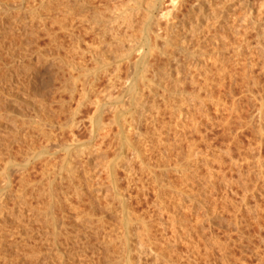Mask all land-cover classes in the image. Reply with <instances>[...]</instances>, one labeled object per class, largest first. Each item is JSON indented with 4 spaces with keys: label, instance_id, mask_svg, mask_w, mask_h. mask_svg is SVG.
<instances>
[{
    "label": "rangeland",
    "instance_id": "obj_1",
    "mask_svg": "<svg viewBox=\"0 0 264 264\" xmlns=\"http://www.w3.org/2000/svg\"><path fill=\"white\" fill-rule=\"evenodd\" d=\"M21 1L0 0V6L9 5L14 8ZM36 1L24 0L22 6L25 9L22 8L24 10L20 11L22 16L16 24H13L12 14L4 21L0 19V171L3 169V157L8 150L6 148L11 142L10 147L14 154L19 153L18 150L23 154L31 142L35 141L36 147L47 143L41 134L32 128L26 129L28 127L22 123L29 117H35V112L38 111L43 112L40 117L46 114L55 118L56 128L53 129L58 138H61L60 142L64 140L72 142L78 138L89 146L82 155H72L73 164L77 165L78 174H81L80 181L84 180L81 183L76 181L83 188L82 190L79 187L83 194L80 191L79 193L83 197L79 194L81 198L77 197L65 169L58 179L61 181L59 190L62 192L63 189L65 193L63 199L67 195L65 200H62L63 208L56 210V213L60 212L58 215H61L59 223L67 225L63 236L62 234L57 236L58 241L62 242L58 243V246H62L64 249L60 246L59 248L64 254L66 253L70 259L73 256L74 260L71 259L72 262L68 260L67 264H109L113 258H120L123 247L117 236L122 238L127 229L134 235L131 236L134 246L131 263L154 262L150 261L152 258L146 252L145 256L142 255L144 259L140 263H137L138 259L134 255L136 248L139 247L135 234L140 232L142 227L139 218L154 222L151 224L154 225L151 234L153 239H157L156 248L164 246L159 249L163 250L164 254L167 252L165 255L177 251L178 259L182 257L181 261H185L184 264L189 263L186 261L189 258L194 259L192 264H264V16L259 27L253 28L249 21L239 23L245 15L243 3L245 0L214 1L219 4L218 6L224 5L223 12L220 10L221 6L216 10L217 13H224L225 16L221 20L232 23L228 32L221 27L215 30L216 32H211L213 29L210 31L204 29L201 34L199 33L201 37L197 35L195 40L190 41L189 46L194 53L200 50L198 54L206 55L213 50L217 51L218 62L214 63L212 59H209V62L208 58L198 62L182 51L176 52L175 47L170 45L168 49L170 52L175 51L176 59H170L168 55H161L159 52L154 55V52L146 60V64H141L137 69H133L126 59L121 61L120 80L111 88L108 76L105 74L103 76L101 71L107 66L110 69L115 67L122 51L129 46V38L124 40L126 29L121 26V30L117 27V32L113 30L117 37L121 35L119 41L112 40L111 32L112 35L107 36V41L104 39L100 42L91 28V23L96 19L94 13L99 11L106 14L116 7L140 8V13L134 20L135 32L129 29V32L126 31L127 35L134 33L132 38L139 39L144 35L143 31L150 26L151 21L147 16L152 14L149 10L152 0H50L49 5L40 9L42 14L49 17L45 21H37L29 12L31 8H38L40 0ZM191 1L193 2L184 1L183 12L190 6ZM163 2L166 4L163 3L164 7L160 8L167 10L168 13L165 15L172 17V13H175L174 8L167 0ZM252 2L258 6L260 0ZM169 12H172L171 15ZM156 13L159 14L158 11L154 14ZM178 13L177 15L180 14L179 17H182V13ZM53 14H57L55 16L59 21L67 19L65 22L67 29L62 30L59 22L55 23L56 18ZM107 16L108 14L105 15ZM168 17L165 19L168 20ZM165 19L161 23L166 21ZM221 33L222 35L228 33L225 43L219 41L217 44L212 43L213 37L220 39ZM144 43L143 39L140 40L138 47H142ZM76 62L89 68L88 74H100L97 83H94L97 91L94 90V95L90 94L92 102L88 101L80 106L76 116V119L80 120L79 124L77 122L75 128L72 126V130L65 128L64 133L59 129V133L56 131L57 125L67 122L72 117L71 110L78 106L84 90L80 80L74 92L68 91L71 75L83 73L81 68L71 69L69 66L70 63L77 65ZM197 63L200 67H197ZM151 68L157 70L156 75L162 76L163 79L161 85L154 89L155 94L148 99V110L138 123L139 126L137 124V132L132 123L137 106L130 102V93L126 92L123 101L119 103L122 112L112 119L114 117L112 113L106 111L103 120L111 123L108 122L109 128L104 131L105 133L96 134L97 136L92 138L90 118L94 110L93 102L109 95H117L122 85L129 86L135 82L139 83V92L142 91L147 96L146 86L140 83V77L143 76L147 80L153 76ZM95 79L92 81L95 82ZM170 89H175L176 95L169 97ZM150 111L157 116L156 121L150 116ZM18 112L21 115L15 117ZM14 117L22 131L28 133L24 142L16 141L13 137L11 139L7 127H4L5 124H11ZM120 120L126 123L125 129L120 126ZM137 151L157 172L161 168L166 170V174L161 176L162 179L155 181L148 172L141 173L139 170L141 158L138 157L131 160L129 172L124 170L122 165L129 157L137 156ZM64 154L63 151H59L53 159L47 160L48 162L45 156V160L41 159L42 161L39 160L33 164L34 166H30L26 176L40 179L45 167L52 165L60 167L64 164ZM121 156L123 161H120ZM113 163L117 164L115 176L109 170ZM130 172L134 173L133 179L126 177ZM87 175H90V181L89 185L86 181L85 186ZM14 176L15 186L20 178L19 172L14 173ZM112 178L117 179V187L113 185ZM76 182L74 180V183ZM161 188H165L167 193L163 196L165 206L160 212L157 208L156 194ZM123 198L127 203L126 207L120 201ZM73 204L80 207V212L84 213L83 218L78 219L75 216L77 212L75 213L73 208L76 205L72 208ZM84 210L91 215H88L89 218L84 216L87 215ZM159 213L163 218L162 222L167 225L166 231L158 226ZM152 214L154 216L150 217ZM13 217L14 215L10 219L11 222L9 220L11 224L7 223L15 227L16 215L14 220ZM38 219L35 218L37 222L32 220L33 227H22L26 232L24 236L15 233L16 237L10 235L11 237L2 238L0 235V243L5 244H0V264L58 262L56 250L59 248L52 233L62 231L59 228L60 224L58 223L59 227L55 228L51 223L48 225L49 221L45 223L44 219H40L41 221ZM103 222L105 227L102 225ZM157 229L160 230L157 232ZM108 230L110 233H107ZM161 230L165 231L164 234ZM66 233L69 239H66ZM161 233L163 235L160 236ZM108 236L118 240L108 246L106 240ZM75 237H79V240L76 241ZM145 242V245H150L147 240ZM166 244L172 248H167ZM194 246H198L196 247L198 250ZM157 249L156 251L159 250Z\"/></svg>",
    "mask_w": 264,
    "mask_h": 264
},
{
    "label": "bare ground",
    "instance_id": "obj_2",
    "mask_svg": "<svg viewBox=\"0 0 264 264\" xmlns=\"http://www.w3.org/2000/svg\"><path fill=\"white\" fill-rule=\"evenodd\" d=\"M49 1L50 0H40V4L38 3L39 6L37 4V7L38 8H35V7L34 8H31L32 6L30 7L31 9L29 10V12L33 15V18L37 19V21H45L46 20V18L48 16L42 14L41 13L42 10L40 12V9H43L44 7H46V5L48 4ZM163 1H165V0H152V3L150 5V7H149V10H150V12H152V14L147 16V19L151 21L150 22V26L148 27L147 30L145 29L143 31V34L144 35L141 38H139V39L138 38H132V36H134L133 35L134 33L133 34L130 33L129 35H127L128 33L126 34V31L129 32L128 29L129 30H132V31L135 30L136 25L134 26V20H135V16L139 15L140 8L134 9L133 7H125V8H122V9H118L116 7L112 12H109L110 14L109 13H106V12H103V13L108 14L107 17H105L106 14H102L99 11H97L96 13H94L96 15V19H95V21H93L94 23H91V28H92V30H94V32H95V34H96V36H97V38L99 39L100 42H101V40L104 41V39H106V41H107V39H108L107 36L108 35L109 36L112 35L114 33L113 30L115 32H117L118 29L121 26L126 29V30L123 29L125 31V34L124 35L126 36V38H124V40L126 41L129 38V40H128V42H129L128 45L129 46L126 47L124 49V51H122L121 57L117 61V63L115 64V67L112 68V69H110L107 66V67H105L103 69V71H101V72H103V76H104V74L108 76L107 79H108V83H109V85H110L111 88H113L117 84V82L120 80V74H119L120 73V66L119 65H120V62L121 61H123V60L126 59L128 61V63L132 66L133 69H137L141 64H144L145 65L146 64V60L151 55H153L154 52H155L154 55L157 54L156 52H159V54L161 53V55L162 54L168 55V57L170 59H172V58L176 59L175 58V55H174V54H176L175 51H171L170 52L169 49H168V46H170V45H173L175 47L176 52L182 51L183 53H185V55H187V56H189L191 58L192 57L195 58L196 61H198V62L203 61L204 58L205 59L208 58V60L209 59H212V62H214V63H216V62L219 61V57H218L219 56V53L217 51H214L213 50V51L209 52V54H206V55H205L204 52H202L204 54H198V53H200L199 52L200 50L198 48L197 49V50H199L198 53H194L193 51H191V47H190L191 45L190 44L193 41V39L195 40V37L197 35L199 36V33L200 32L202 33L204 31V29L206 31H210V30L213 29L211 31V32H213L215 30L217 31L218 28L221 27L222 30H224L225 32H228L229 25H231L232 23L229 22L230 23L229 24L227 22H224L225 20L224 21L221 20V18H223V16H225L224 13H222L223 10H225L223 8L224 5L221 3L223 5V6L220 5L222 7V9H220V10H222V12H218L217 13L218 10H216V9H218L220 7V6H218L219 4L216 3L217 0H193V2L191 1L192 3L187 8V10L185 12H183L182 8H183V6L185 4V2H184L185 0H167L170 3V5L174 8V10H175V13L169 12L170 15L172 13V17H170L171 18L170 19L167 15H165L166 13H168V11L167 10H163L164 8H162V9L160 8V7L163 6V3H165ZM214 1H216V2L214 3ZM245 1L246 2H243L245 4V6H244V8H245V10H244L245 15H244L243 18H241V20H239V23L241 24V22L244 23V22L249 21L250 23L249 22L248 23L251 24L253 28H258L259 27V24H261V19L264 16V0H262V1L260 0V3H257L256 2L258 4V6H255L256 4L255 3L253 4L254 1L252 2V0H245ZM36 2H38V0ZM23 3H24V0H22L21 3L18 4L16 7H14V5H13L14 8H12V6H9V5L4 6V5L1 4L2 6H0V19L4 21L8 17H10V14H12L13 24H16L17 21H18V19H20V17L22 16V14H21L22 12H20V11L22 10V8H24V6H22ZM27 7H29V6L27 5ZM165 7H169V6H165ZM170 10H171V7L169 8V11ZM26 11H27V9H26ZM156 11L159 12V14L156 13L158 15L154 14ZM178 12L179 13L180 12L182 13V17H179L180 14ZM27 13H28V11H27ZM65 13L67 14V10L65 11ZM177 13L179 15H177ZM55 15H57V14H55ZM56 17L57 16H55L54 18H56ZM166 17H168V20L165 19ZM58 19H60V18H58ZM136 19H137V17H136ZM164 19L166 21H163L164 22V24H163V22L161 23V21L164 20ZM61 20H63V19H60V21H59L56 18L55 19V23H58L59 22V26H61L62 30H63V28L67 29V27H66L67 23H65L67 19L66 20H63V21H61ZM56 21H58V22H56ZM235 23L237 24V22H235ZM154 25H155L156 28L154 27ZM116 27L118 28L117 31H116ZM139 28H141V27H139ZM179 28H181L182 31ZM120 30H121V28H120ZM177 30H180V32L177 31ZM137 31H138V27H137ZM111 32H112V34H111ZM176 32H178L179 37H178V34H175ZM116 34L117 33H115V35ZM115 35L113 34V36L111 37V38H113L112 40L113 41H115V40L116 41H119L121 39V37H120L121 35L119 34L120 35L119 37H117V35L116 36ZM175 35H177V37ZM221 35H222V33H221ZM199 37H201V36H199ZM227 37H228V33H224L220 37V39H215L213 37L212 43L217 44L218 41L225 43V40L227 39ZM142 39L145 41V43H144V45H142V47L139 48L138 47V44H139L140 40L142 41ZM93 45H94V43H93ZM236 49L238 51V48H236ZM195 52H196V49H195ZM98 55L99 54H97V56ZM214 55H216V57ZM213 56L215 57V59L213 58ZM204 62L206 63V61H204ZM209 62H210V60H209ZM205 63H203V65ZM76 64H77V62H76ZM69 66L71 67V69H75L76 67L77 68H81V71H83V73L82 74L71 75V81H70V84H69L70 85V89H68V91L70 90L71 92H74V90H75V88L77 86V82L80 81V80L82 81V85H84V90H83V93L81 95V98L79 99L78 106L75 109L71 110V112L73 113L72 114V117L67 122H65L63 124H61V123L58 124L57 125L58 129L56 131H58L59 129H60V131H63V130L65 131V128L67 129V127L70 128V130H72L71 129L72 126H73V128H75L74 125L77 126L79 124L78 121H80V120H77L76 119L77 113L80 111L79 109L81 108L80 106L88 103V101H90L91 100L90 98L92 97L90 94L92 93L94 95L95 94L94 90L97 91L96 90L97 88H94V87H96V86H94L95 85L94 83H97L96 80L99 78L98 76L100 74H88L89 73V68H87L85 66H81L80 64L79 65L78 64L75 65V64L70 63ZM197 67H200L198 65V63H197ZM203 68H201V69H203ZM151 69H150V71H151ZM151 72H153L152 74H154V75L151 76V77H149V79H147V80L144 79L143 76L140 77V83H142V84H144L146 86V89H147V92H148L147 96H145L142 93V91L139 92V90H138L139 89V83L135 82V83H132L129 86H123L122 85L120 87V90H119V92H118L117 95H109L106 98H103V99H100L99 98L100 100L96 99L93 102V104H94L93 105L94 106V110L92 112V117L90 118V121H91V124H92V127H91V129H92L91 130V137L92 138L96 134H101L102 132L107 131L106 129L109 128L107 126H108V124L110 122L108 121L109 122L108 123V122H105L103 120V115L106 113V111L107 112L110 111L112 113V115L114 116L112 119H115V116L118 115L119 112H122V110L119 108V103L123 101V99H124V96L123 95H125L126 92H129L130 93V102H133L137 106V110L135 112V116L133 117V120H132V123H134V125H135V128L134 129L137 132V129H138L137 124L140 123V121H142V119L144 118L145 112L148 110V99H149V97H151V96H153L155 94V92H153L154 89L157 86L161 85V82H162V79H163L162 76H157L156 75L158 73L157 70L155 71V69H152ZM106 73H108V74H106ZM92 79H95V82L92 81ZM170 90H171L170 91L171 94L169 95V97L170 96L171 97L174 96V94L176 95V93H175L176 90L175 89H174L175 91L172 90V89H170ZM167 91L169 92V90H167ZM96 94H98V92ZM104 95L105 94H103V96ZM97 96H99V95H97ZM90 102H92V101H90ZM43 106H44V103H43ZM37 107H36V109H37ZM41 111H43V110H41ZM149 113H150V116L153 117V119L156 121L157 116L154 115L152 111H150ZM35 114H36L35 117H29L28 119H26V121H24L22 123L25 124V127L26 126L28 127L26 129L32 128L33 130H36L39 134H41L45 138V140H46L47 143L45 142L46 143V144L44 143L45 145H41V146H37L36 147L35 144H34L35 141L33 140L34 143L31 142V144H29L28 149L25 152H23V154H22V152L20 153L21 150L20 151L18 150V152L20 154L19 153L16 154V152L14 154L12 152L13 150L11 151L10 145H11L12 142L10 143L9 146L7 144L8 147L5 146V147H7L6 149H8V150L6 151V153H5L4 157H3V167H2L3 169H1V171H0V235H1L2 238L3 237L4 238H7L10 235L13 237V236H15V233L16 234L18 233L19 236L20 235L22 236L23 234H26V232L24 231V229L22 227H24V228L33 227L32 220H35V218L36 219L39 218L38 220H40V219L43 220L44 219L43 220L44 222L45 221H47V222L49 221L48 222V225H49V223H51V226L53 225V226H55V228H57L58 223H59L58 220L61 221V217H60L61 215H58V214H60V212L57 214L56 213V210L63 208L62 203H64V201H62V200H65V198L67 196L66 195L64 197V199H63V195H65V193L63 192V189H62V192L59 190V188H60L59 187V182H61V181H58V179H59V177H61V172L64 171V169L67 171L66 172V173H68L67 176H69L67 178H70L69 179L70 180V183H71V185L74 186V190L76 191L77 195L79 194V195L82 196V194H83V192H82L83 188H81L80 187V184H77L76 181L78 180L81 183L84 180L80 181V175L81 174L80 175L78 174L79 173L77 171L78 168H76L77 165L75 163L73 164L72 155L73 154H77V156L82 155L83 153L86 152V149L89 146L86 145V142L84 140H79L78 138H75L72 142H69L68 140H67V142L65 140H64V142H60L59 141V138L60 137L58 138V135L56 133H54V129L56 128L55 127L56 126L55 125V118L53 116H51V115H46V114H44V117H40V114H43V112H39V111L38 112H35ZM18 115H21V114L18 112L16 114V116L15 115H13V116L17 117ZM45 115H46V117H45ZM15 117L12 119V121H11L12 123L11 124L10 123L5 124L4 127H7L6 130L9 132V134L11 136V139L13 137V139H15L16 141H19L20 142L22 140V142H24L23 140H24V138H26V136H27L26 133L27 132L26 131L25 132L22 131L21 127L18 126L17 122L14 121ZM9 118H12V117H9ZM77 122H78V124H76ZM120 123H121L120 126L123 129H125L126 123L124 121H121V120H120ZM138 126H139V124H138ZM64 131H63V133H64ZM91 137H90V140H91ZM7 140H8V137H7ZM87 141L89 142V139ZM165 149H167V148H165ZM135 150H136V146H135ZM59 151H63L65 153L64 154L65 157H63V158H65L63 160V162L64 161L65 162H64L63 165H61L60 167H57V165L55 164L56 166L52 165V166H49V167L47 166L48 168L45 167V169H43V171H42V176H41L40 179L39 178L38 179H31L28 176H26V174L29 173L28 170L30 169V166H34L33 164H35L36 162H38L41 159L45 160L44 159L45 156H47L46 161L47 160L49 161V159H51V158L53 159V157L56 156L55 154L57 152H59ZM134 157L141 158L142 156L140 155L139 151H137V156L133 155L132 157H129V159L126 160V162L122 165V167L124 168V170L126 172H129L130 171L131 164H132L131 163V160ZM46 161H44L45 162V164H44L45 166H46ZM120 161H123L122 156H121V160ZM116 165H117L116 163H113V165L110 166V168H109L110 173L113 174L114 176H115V173L114 172H115V168H116L115 166ZM36 168H38V167L36 166ZM31 170H33V169H31ZM139 170H140L141 173L148 172L155 181H158V180L162 179L161 176H163V175L166 174V170L164 168H161L157 172L154 167H151V165L144 160V158H141V164H140ZM16 172L17 173L19 172L20 178L18 180V184H15V186L17 185L15 187L14 184H13V176H14V173H16ZM133 174L134 173L130 172V173L126 174V177L128 179H133ZM83 178L81 177V179H83ZM91 178H92V176H91ZM85 179H86L85 180V186H86V181H87V184H88V181H90V175L89 176L87 175V178H85ZM112 179H111V181H112L113 185L116 186L117 185V179L116 178H112ZM74 180H75L76 183H74ZM129 183H131V182H129ZM79 187L82 190H80ZM88 187H90V186H88ZM65 189H66V187H65ZM67 190H68V188H67ZM71 190H73V189H71ZM79 191L82 192V194H80ZM99 191H97V192H99ZM61 193H64V194L61 195ZM166 193H167L166 189L165 188H161L159 190V192H157V194H156L157 200H158V203H157L158 206H157V208H158V210H160V212L162 211V209H164V206H165V203H164L165 200H164V197L163 196ZM68 194H69V192H68ZM79 195L77 197H79ZM101 195H102V193H101ZM61 196H62V198H61ZM81 196L79 198H81ZM67 200H66V202H67ZM69 200H70V198H69ZM120 201H121V203H122L123 206H125V207L127 206V203L125 202V198L121 199ZM194 201H196L195 203H197V200L194 199ZM74 202H76V201H74ZM198 202H200V200H198ZM74 205H76V204H73L72 205V208H73ZM66 206H68V205H66ZM72 208H70V209H72ZM81 208H82V206H81ZM73 209L75 210V213L77 212L75 216H77L78 219L83 218V214L84 213L80 212L81 211L80 207L78 208V206L76 205V206H74ZM78 209H80V210H78ZM74 210H73V212H74ZM85 210H87V209H85ZM85 210H84V212L86 213L88 210L87 211H85ZM63 211L65 212V210H63ZM152 213H154V212H152ZM13 215H14V217L16 215L15 220H16V224L17 225L14 224L16 228L15 227H12L11 225H9V224H11V223H9V220L11 219V217ZM88 215L91 216L90 214H88V212H87V215H84V216H87L88 217ZM160 215H161V213L158 214L159 218L156 217L157 219H159V225L158 226H160L161 229H165V227L167 225L164 222H162V219L163 218H161ZM153 216H154L153 214H152V216L150 215V217H153ZM14 217H13V220H14ZM59 217H60V219H59ZM77 218H76V220H77ZM35 221L37 222V220H35ZM139 221H140V223L142 225L141 231L138 232L137 234H135L136 235V238L138 239L136 241H139L138 242L139 247L136 248V251L134 253L135 257L138 259V262L137 263L142 262V260L144 259V258L142 259V255H144V253L146 252V253L149 254V257L152 258V260H150V261H154V262H152L150 264H184L185 261L184 262L181 261L182 257H181V259H178L177 255H176L177 251H173V252H176V253H173L171 255H165L167 252L164 254V251L163 250L161 251V249L164 246L162 248L159 247V248H161V249L158 248L159 250L156 248V247H158V246H156V240L157 239L156 240L153 239L152 234H151V229L154 226V225H151V224H154V222L152 223V221L151 222L150 221H147L144 218H142V219L139 218ZM156 221L158 222V220H156ZM10 222H11V220H10ZM59 224H60V227L59 226L58 227L62 231H60V230L56 231L58 235L55 234V233L54 234L52 233V235L54 236V240L57 239L56 240V244H57L56 246H58V243L59 244L62 243L61 241H58L59 240L58 237H59L60 234H62V236H63V234L65 232V227L67 226L64 223H59ZM98 225H99V222H98ZM102 225H103V227H105V223L102 224ZM106 228H107V226H106ZM166 229H165V231H166ZM109 230L107 231V233L108 232L110 233ZM158 230H160V229H157V232H158ZM67 231L68 230L66 229V232ZM99 231H100V229H99ZM112 231L113 230L111 229V232ZM153 231H154V229H153ZM195 231H197V230H195ZM51 232H53V229H52ZM164 232L162 231L163 234H164ZM162 233L160 234V236L163 235ZM142 234L144 235L143 238H142V236H143ZM157 234L158 233H156V235ZM109 235H111V234H109ZM65 236H66V239H69L67 233H66ZM131 236L133 237L134 235H131V230L130 229H127L125 231V233L123 234L122 238H121V236H120V238L117 236V238L119 240H121L120 242H121L122 247H123L122 248L123 249V253H120V254H122L120 258H117L116 257V258H113L112 260L110 259L111 260L110 261L111 264H132L131 263V261L133 259L132 258V250H133L132 248H134V246H132L133 244L131 242V239H132ZM164 237H166V236H164ZM78 238H76V241H77ZM74 239L72 241L75 242ZM118 239H115L113 237H109L108 236V239H106L107 242H108L107 245L108 244L109 245L110 244L112 245V243L116 242V240H118ZM144 239H145V241L147 240L148 244H150V245H145L144 243H146V242L144 241ZM20 240H18V241H20ZM47 240H49V239H47ZM164 240H166V239L164 238ZM168 240H170V239L168 238ZM168 240H167V242H168ZM5 242H7V241H5ZM158 242H160V241H158ZM0 244H2V242ZM2 245H5V244H2ZM19 245H21V244H19ZM82 245H83V243H82ZM162 245H163V242H162ZM167 245L168 244H166V246ZM193 245H195V244H193ZM59 246H58V248H59ZM198 246L200 247V244H198ZM198 246H196V247H198ZM0 247H1V245H0ZM60 247H62V246H60ZM170 247L172 248V246H169V247L167 246V248H170ZM54 248H55V246H54ZM155 248L158 251H156ZM62 249H64V248L62 247ZM66 249H68V248H66ZM68 250H66V251H68ZM56 252H57V255H58V257H57V261H58L57 263L58 264H67V262H69L68 260H71L72 257H73L72 256L71 259H70V257H68L66 255V253L64 254V252H63V250H61V248L57 249ZM198 252H200V251H198ZM120 254H118V255H120ZM195 254H198V253H195ZM13 256H14V254H13ZM195 258H197V255H196ZM0 260H1V257H0ZM72 260L70 262H72ZM193 260L191 258H189V260L186 259V261L189 262L188 264H192ZM135 261H137V260H135ZM227 261H228V259H227ZM8 263H10V261ZM57 263H55V264H57ZM13 264H14V262H13Z\"/></svg>",
    "mask_w": 264,
    "mask_h": 264
}]
</instances>
